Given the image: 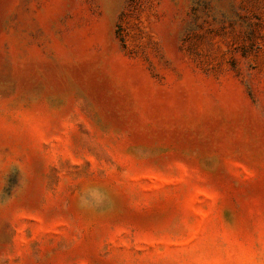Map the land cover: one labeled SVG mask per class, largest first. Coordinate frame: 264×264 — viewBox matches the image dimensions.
Listing matches in <instances>:
<instances>
[{
  "label": "rangeland",
  "instance_id": "rangeland-1",
  "mask_svg": "<svg viewBox=\"0 0 264 264\" xmlns=\"http://www.w3.org/2000/svg\"><path fill=\"white\" fill-rule=\"evenodd\" d=\"M0 264H264V0H0Z\"/></svg>",
  "mask_w": 264,
  "mask_h": 264
}]
</instances>
